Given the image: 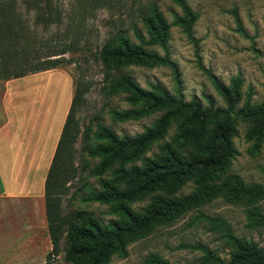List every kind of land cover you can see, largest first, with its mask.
I'll return each mask as SVG.
<instances>
[{
    "label": "trees",
    "instance_id": "obj_1",
    "mask_svg": "<svg viewBox=\"0 0 264 264\" xmlns=\"http://www.w3.org/2000/svg\"><path fill=\"white\" fill-rule=\"evenodd\" d=\"M53 1L35 0V7L39 9L38 2L43 7L44 11L38 14L45 25L59 21ZM170 2L180 12L172 14L171 24L189 34L197 15L186 0ZM138 20L146 36L133 28L135 42L116 30L98 49L96 58L104 73L101 89L106 96L121 95L127 104L123 109L108 110L113 122L155 117L140 132L121 135L97 117L88 121L82 130L79 156L97 159L86 171L87 176L96 178L97 188L81 196V200L107 205L110 218L103 222L79 209L63 214L60 195L64 184L77 173L72 165V143L78 133L73 112L80 91L74 90L43 184L51 245L48 255L62 252L68 264H107L114 255L124 257L130 242L195 210L191 222H206L207 230L219 232L228 249L227 257L222 259L206 245H186L201 252V264H264V249L257 242L234 234L220 216L198 210L220 198L242 205L246 228L264 226V210L259 206L264 200V184L245 182L238 174L229 172L236 153L232 138L238 134L239 123L246 125L243 138L251 142L250 152H256L264 139V101H253L250 89L242 94L239 74L230 77L227 84L211 76L223 105H214L210 99L202 104L195 96L184 100L179 91L171 94L156 82L148 88L140 86L121 70L129 66H174L167 52L169 23L162 13L148 4L138 13ZM237 26L245 35L238 20ZM150 46L160 47L163 54ZM7 49L0 45V80L51 69L59 61V57L51 56L64 52L61 48L59 53L38 60L25 54L18 57L15 51L11 56L1 54ZM188 184L190 189L183 192ZM143 200L142 206H132ZM142 263L170 264L153 252Z\"/></svg>",
    "mask_w": 264,
    "mask_h": 264
},
{
    "label": "rangeland",
    "instance_id": "obj_2",
    "mask_svg": "<svg viewBox=\"0 0 264 264\" xmlns=\"http://www.w3.org/2000/svg\"><path fill=\"white\" fill-rule=\"evenodd\" d=\"M186 2L197 15L189 34L171 24L172 14L180 12L170 0H54L59 21L49 25L39 17L38 13L44 11L40 2L37 3L38 9L35 0H0V13L5 16L2 18L0 14V45L8 48L1 54L11 56L15 51L18 57L25 54L39 60L64 49L63 53L51 56L59 57L57 65L51 69L5 84L10 79L0 80V85L4 84L8 89L5 100L9 101L16 120L25 122L28 116L36 113V132H32L31 143L22 157L23 168L16 169V175L25 170L32 181V191L35 190V181L45 177L73 92L75 89L80 91L73 112L78 133L72 143V165L77 173L64 184L60 195L63 214L79 209L103 222L110 218L107 205L81 200V196L97 188L96 178L86 175L97 159L79 156L83 144L82 130L88 121L97 117L102 124L121 135L140 132L155 117L113 122L108 110L123 109L127 104L121 95L103 94L104 73L96 58L103 41L116 30H121L135 42L133 28L146 36L138 13L148 4L155 5L169 23L167 52L174 68L129 66L121 73L129 75L144 88L156 82L171 94L179 91L184 100L195 96L202 104L210 99L214 105H223V102L213 88L211 76L227 84L230 77L239 74L242 94L250 89L253 101H264V0ZM237 20L245 35L238 31ZM149 48L163 54L158 46ZM39 119L41 126L37 135ZM245 127V123H239L238 134L232 138L236 153L229 172L238 174L245 182L264 184V139L256 152H250L251 142L243 138ZM25 129L27 126L17 130L24 135ZM190 187L188 184L182 191L187 192ZM144 203L145 200L137 201L132 206ZM259 206L264 210V200ZM198 210L220 216L234 234L251 238L264 249V226L246 228L241 204H229L215 198ZM196 213L195 210L189 211L156 227L147 236L130 242L124 257L114 255L107 264H143L144 257L152 252L170 264H201V252L186 247L194 243L206 245L225 259L228 249L219 232L207 230L206 222H191ZM37 233L40 239L37 252H32L31 264H68L62 252L48 255L50 241L43 237L44 232Z\"/></svg>",
    "mask_w": 264,
    "mask_h": 264
},
{
    "label": "crops",
    "instance_id": "obj_3",
    "mask_svg": "<svg viewBox=\"0 0 264 264\" xmlns=\"http://www.w3.org/2000/svg\"><path fill=\"white\" fill-rule=\"evenodd\" d=\"M4 84L0 85V264H31L32 252H37L40 239L37 232L48 237L43 199L45 177L35 181L32 191V181L25 170L16 175V169L23 168L22 157L31 143L32 132H36V113L25 122L16 120L5 100L8 89ZM22 126H27L24 135L17 130ZM40 126L39 119L37 135Z\"/></svg>",
    "mask_w": 264,
    "mask_h": 264
}]
</instances>
